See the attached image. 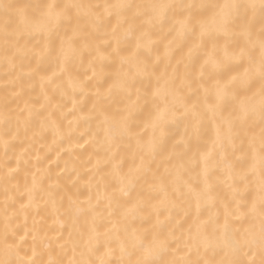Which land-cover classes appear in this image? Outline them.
Masks as SVG:
<instances>
[{
  "label": "snow or ice",
  "instance_id": "snow-or-ice-1",
  "mask_svg": "<svg viewBox=\"0 0 264 264\" xmlns=\"http://www.w3.org/2000/svg\"><path fill=\"white\" fill-rule=\"evenodd\" d=\"M0 264H264V0H0Z\"/></svg>",
  "mask_w": 264,
  "mask_h": 264
},
{
  "label": "bare ground",
  "instance_id": "bare-ground-1",
  "mask_svg": "<svg viewBox=\"0 0 264 264\" xmlns=\"http://www.w3.org/2000/svg\"><path fill=\"white\" fill-rule=\"evenodd\" d=\"M174 131L178 134V133L182 132V128L174 129ZM61 167H63L62 164H61ZM51 168L54 170V174H55V169H56L55 157H53V163L51 164Z\"/></svg>",
  "mask_w": 264,
  "mask_h": 264
}]
</instances>
